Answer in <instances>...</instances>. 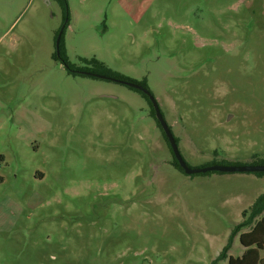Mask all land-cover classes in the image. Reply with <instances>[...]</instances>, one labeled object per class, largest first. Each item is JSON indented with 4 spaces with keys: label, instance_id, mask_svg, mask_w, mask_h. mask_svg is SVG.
Listing matches in <instances>:
<instances>
[{
    "label": "rangeland",
    "instance_id": "obj_1",
    "mask_svg": "<svg viewBox=\"0 0 264 264\" xmlns=\"http://www.w3.org/2000/svg\"><path fill=\"white\" fill-rule=\"evenodd\" d=\"M58 52L145 83L189 167L264 164V0H0V264L240 258L264 178L179 172L145 97Z\"/></svg>",
    "mask_w": 264,
    "mask_h": 264
},
{
    "label": "trees",
    "instance_id": "obj_2",
    "mask_svg": "<svg viewBox=\"0 0 264 264\" xmlns=\"http://www.w3.org/2000/svg\"><path fill=\"white\" fill-rule=\"evenodd\" d=\"M55 1L62 4V6L66 10V0H55ZM54 57L58 58L61 61V64L65 66L66 71L73 76H86L90 78H98L97 75H99V76H104L106 78H112L116 80L130 81V82L139 84L143 86L145 89H147V86L145 83H137L132 80L125 79L118 74L112 73L102 63L98 62L96 59L82 61L88 66H91V69L88 68L82 71H78L75 68H73V66L70 63H68L67 59L61 53L58 52V55H55ZM104 80H107V79H104ZM135 91L139 92L143 97L147 99L151 107V113L154 117V111H153V108L151 106V103L148 97L138 90H135ZM156 123L159 127L158 122ZM176 143H177V140H176ZM172 163H173V166L179 172L184 174V172L179 167L174 157H173ZM258 165H264V164L259 163ZM212 173H216V172H208L205 174L193 175L192 177L206 176ZM255 175L258 177L264 178V173H256ZM245 217H246V213H245ZM246 227H250V229L247 232L241 233V230ZM238 234H239V244L244 249V254L240 258L229 257L227 260V264H264V256H261L262 253L264 254V192L255 200V202L249 209L246 220L234 229L232 233V237ZM227 250L228 248L223 250V252L219 256V259L227 258V255H226Z\"/></svg>",
    "mask_w": 264,
    "mask_h": 264
},
{
    "label": "water",
    "instance_id": "obj_3",
    "mask_svg": "<svg viewBox=\"0 0 264 264\" xmlns=\"http://www.w3.org/2000/svg\"><path fill=\"white\" fill-rule=\"evenodd\" d=\"M47 2H49V0H46ZM60 36L61 34L58 35L57 40H56V48L58 50V45H59V40H60ZM89 74V73H87ZM98 78L100 79H107L110 81H114L123 85H126L129 88L138 90L140 92H142L143 94H145L150 103L151 106L153 108L154 111V117L156 122H158L159 127L161 129V131L163 132L168 145L170 147L171 153L174 156L175 160L177 161L179 167L182 169V171L184 172V174L186 176H193V175H199V174H205L208 172H216V173H264V165H248V166H235V165H211V166H206V167H199V168H191L189 167L183 157L181 156L179 149H178V145L176 143V140L169 128V126L167 125V123L165 122L158 103L156 101V99L151 95V93L145 89L143 86L130 82V81H122V80H116V79H112V78H106L104 76H99L97 75Z\"/></svg>",
    "mask_w": 264,
    "mask_h": 264
},
{
    "label": "crops",
    "instance_id": "obj_4",
    "mask_svg": "<svg viewBox=\"0 0 264 264\" xmlns=\"http://www.w3.org/2000/svg\"><path fill=\"white\" fill-rule=\"evenodd\" d=\"M241 248H242V247H241ZM242 251H243V252H242V255H243V254H244V249H243V248H242ZM242 255H241V257H242ZM261 256H264V254L262 253Z\"/></svg>",
    "mask_w": 264,
    "mask_h": 264
},
{
    "label": "flooded vegetation",
    "instance_id": "obj_5",
    "mask_svg": "<svg viewBox=\"0 0 264 264\" xmlns=\"http://www.w3.org/2000/svg\"><path fill=\"white\" fill-rule=\"evenodd\" d=\"M164 135V134H163ZM166 139V138H165ZM167 141V140H166ZM172 154V153H171ZM174 156L172 155V158H173Z\"/></svg>",
    "mask_w": 264,
    "mask_h": 264
}]
</instances>
